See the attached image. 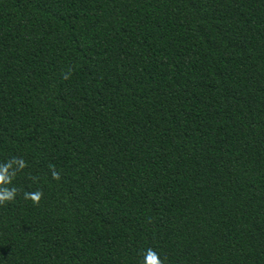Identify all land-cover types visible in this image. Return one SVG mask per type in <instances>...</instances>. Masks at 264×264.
Segmentation results:
<instances>
[{
    "label": "trees",
    "instance_id": "obj_1",
    "mask_svg": "<svg viewBox=\"0 0 264 264\" xmlns=\"http://www.w3.org/2000/svg\"><path fill=\"white\" fill-rule=\"evenodd\" d=\"M14 157L0 264H264V0H0Z\"/></svg>",
    "mask_w": 264,
    "mask_h": 264
},
{
    "label": "clouds",
    "instance_id": "obj_2",
    "mask_svg": "<svg viewBox=\"0 0 264 264\" xmlns=\"http://www.w3.org/2000/svg\"><path fill=\"white\" fill-rule=\"evenodd\" d=\"M13 164L18 165V170H22L27 166L23 159H17L15 157L8 163L0 165V186L11 183L12 177L15 175V171L9 173V169L12 167ZM53 177L58 178V173L54 172ZM16 193L17 189L15 188L9 189L7 187H0V204L14 199ZM24 195L25 199H31L33 203L39 204L43 193L42 191H36L32 193L26 192ZM148 260L150 264H161V261L157 257L156 253L152 250H149Z\"/></svg>",
    "mask_w": 264,
    "mask_h": 264
}]
</instances>
